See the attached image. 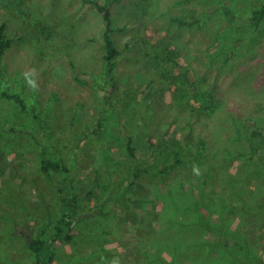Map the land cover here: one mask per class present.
<instances>
[{"label":"rangeland","instance_id":"obj_1","mask_svg":"<svg viewBox=\"0 0 264 264\" xmlns=\"http://www.w3.org/2000/svg\"><path fill=\"white\" fill-rule=\"evenodd\" d=\"M96 3L111 9L112 35L119 47L136 43L135 49H127L119 61L122 85L133 90L147 88L150 93L162 79L157 70L141 67L136 61L138 39L142 38L145 48L160 42L162 46H174L179 68L172 81L186 88L187 97L198 87L208 88L220 92L229 107L244 116L256 115L257 103L264 102L256 94L264 88V23L255 28L249 22L253 10L264 6V0H142L137 11L135 0H0V26L6 25L10 40L2 58L8 76L0 82V91L20 93L29 107H37L41 118L37 120L32 112H23L17 104L0 98V194L9 196V191L1 185L3 179L9 178L13 184L20 183L27 201L25 205L4 200L6 214L0 215V264L35 263L26 240L40 233L36 225L59 212L56 188L59 181L71 180L72 192L85 200L93 199V193L102 199L111 190L125 192L132 185L133 162L122 153L125 136L119 113L104 102L105 93L98 91L97 77L104 70L106 24ZM195 6H204L203 12L211 11L205 13L206 23L201 27L198 23L182 24L180 18L194 13ZM225 6H230L236 16L232 22L224 14ZM177 93H159L160 105L147 101L148 106L154 107L153 121L160 125L170 123L180 133L189 125L196 143L204 141L209 144L210 152H217L218 161L214 157L210 159L222 161L220 157L228 156L225 149L232 126L223 117L200 120L197 113H191L195 100L186 99L178 105ZM132 97L130 108L135 111L136 101ZM164 105L170 109L185 108V118L174 121V115L171 117ZM135 125L139 130V119ZM95 127L103 137L92 135ZM86 135L92 138L83 143ZM47 158L66 165L71 176L61 173L58 180L55 177L57 181L50 182L41 171L42 160ZM234 168L232 175H237ZM191 180L177 170L141 179L131 186L132 198L143 200L151 213L154 243L163 249L161 257L165 250L173 257L166 245L183 233L188 244L193 233L195 238L217 239L211 232L190 227V223L183 233L178 232L175 222L166 221L169 214L181 216L191 206L192 197L196 196L189 190L194 188L198 192ZM252 186L253 194L260 203L264 202V177L253 180ZM216 190L222 192L223 187L217 186ZM230 196L209 194L206 206L212 213L211 219L219 223L222 216L227 237L237 233L242 238L236 243L233 240L232 244L242 250L247 248L246 241L250 255L264 264V216L246 213L244 219L234 209L235 200ZM126 210L127 206L118 200L105 206L104 213L87 210L72 233L53 243L54 264H89L88 259L93 255L99 264H113L114 260L127 264L137 247H145L133 226V217L128 218L132 212L123 215ZM180 246L177 264H239L218 248L202 252L193 242L188 249ZM155 264L165 262L161 259Z\"/></svg>","mask_w":264,"mask_h":264},{"label":"trees","instance_id":"obj_2","mask_svg":"<svg viewBox=\"0 0 264 264\" xmlns=\"http://www.w3.org/2000/svg\"><path fill=\"white\" fill-rule=\"evenodd\" d=\"M140 1L142 0H135L134 9L136 11L142 5L139 3ZM95 7L103 14L106 24L103 45L105 49L104 70L97 77L98 91L105 93L102 96L104 102L119 113L120 128L125 136L122 153L133 162L134 179L131 185L132 188L141 179L160 177L162 174H171L177 170L180 175L192 178L194 180L192 184L195 185L193 187L197 188L198 192L196 193L194 188L189 190L191 194L196 196L192 197L191 206H187L181 216L169 214L170 218L166 221L168 223L175 222L179 226L178 232L181 233L189 227L190 223V227L196 228L197 231L203 230L215 234L217 239L211 241L205 237L195 238L193 233L192 242L202 252H204V249L209 251L218 248L219 252L226 254L239 264H262L260 259L252 254L250 255L246 241L247 248L242 250L237 245L232 244L233 240L236 243L242 238L237 233L227 237L228 233L225 229L224 218L219 216L221 219L219 223L211 219L212 213L206 206V199L212 192L220 193L223 196L232 195L229 198L235 200L234 209L242 213L243 217L246 216V213L252 215L259 213L264 216V202L260 203L259 198L252 192L253 180L264 177V102L257 103L256 106L259 112L255 113L256 115L244 116L237 109L230 108L220 92L217 93L214 90L210 91L208 88L197 86L196 92L191 97H187L186 88H180L178 83L172 81V76H177L179 68L174 46H162L160 42L145 48L143 45L146 42L142 38L138 39L140 45L136 61L141 67H152L157 70L162 79L150 93L147 92V88L133 90L126 85H122L119 80V61L123 52L127 49H135L136 43L126 44L121 49L112 35L111 9L107 5L98 3L95 4ZM203 7L195 6L194 13L180 18L181 23L189 25L198 23L199 27L204 25L207 19L205 13L210 14L211 11L206 10V12H203ZM223 9L225 16L232 22L236 16L232 13L231 7L225 6ZM249 22L255 28L264 23V6L253 10ZM8 46H10V40L7 38L6 25L3 24L0 26V82L6 80L8 76L2 67V58ZM181 81H185V79L181 78ZM176 85L178 89H176ZM196 85L193 84L192 86L196 87ZM175 91L178 92L175 96L178 105L184 104L186 99L189 101L195 100L196 103L193 102L192 104L195 108H192L191 113L195 115L197 113L199 119L203 117H223L222 119L228 121L232 126V135L228 137L229 144H226L225 149L228 156L220 157L222 161L217 162L219 159L218 154L217 152H210L208 143L201 140V143H196L191 136L193 128L189 125L180 133L174 131L170 123V125H160L158 122L153 121L154 116L151 114V110H154V107L148 106L147 101L150 100V103L159 104L160 101L157 99L159 93ZM256 94L260 99H264V88L258 90ZM131 96L136 101L134 104L135 111L130 108ZM0 98L17 104L23 112H32L35 119L41 120L37 107H29L27 100L20 93L5 89L0 91ZM163 108L169 109L168 114L171 117L174 115V121L185 118L183 114L187 113L183 107L177 106L170 109L167 105H164ZM137 119L140 121L139 130H137L138 126L135 125ZM13 131L16 132V129L14 128ZM91 132L92 135L103 137L101 130L97 127L92 129ZM90 138L92 137L86 135L82 138V142L84 143ZM213 150H216V148H213ZM211 157H214L217 161L211 160ZM224 162L227 164L224 165ZM233 166L237 175H232ZM194 168L198 172L194 171ZM41 171L50 182L57 181L58 175L61 173H67L71 176L70 169L66 165L49 158L42 160ZM217 175L218 180H216ZM198 176L200 177L199 180L197 179ZM212 176L214 177L211 179ZM55 177H57V180ZM70 181L65 180L56 183L60 198L59 212L48 220L46 218L42 224L36 225L40 229V233L26 240L27 249L35 256L34 264H54L53 243L62 235L72 233L75 225L85 218L87 210L104 213L105 206L111 205L113 200L121 201L123 205L127 206V210L123 212V215L124 213L127 215L129 211L132 212L128 214L130 215L128 218L133 217V226L136 233L143 239L145 247V249L137 247L133 257H128L127 264H155L156 261H161V259L164 260L165 264H177L176 256L181 252L179 250L180 245H182V248L185 246L186 249L190 247L192 242L188 244L187 237L183 233L182 237H177L166 245V249L172 250L173 257L169 256L168 250H165L166 254L162 252L164 256H159L163 249L157 247L154 243L156 234L153 230L154 221L151 220V213L144 207L143 200L132 198L134 195L130 193L132 189L130 185L125 192L111 190L106 196L103 193L102 199L96 197L97 195L93 193L91 197L93 199L85 200L79 194L72 192ZM1 185L3 189L9 191V196L0 194V215L6 214L5 209L3 210L5 199L26 205L27 201L24 199L23 187L20 183L13 184L9 178H5ZM217 186L223 187L222 192H217ZM0 190L2 191L1 188ZM11 216L14 218L13 215ZM162 219L160 216V220ZM110 252L112 251L107 250V253ZM88 263L99 264L95 255L88 259Z\"/></svg>","mask_w":264,"mask_h":264},{"label":"clouds","instance_id":"obj_3","mask_svg":"<svg viewBox=\"0 0 264 264\" xmlns=\"http://www.w3.org/2000/svg\"><path fill=\"white\" fill-rule=\"evenodd\" d=\"M32 83H33L32 81H29V84H32ZM33 86H34V85H33ZM194 171L198 172V170L195 169V168H194ZM113 264H118V261L114 260V261H113Z\"/></svg>","mask_w":264,"mask_h":264}]
</instances>
